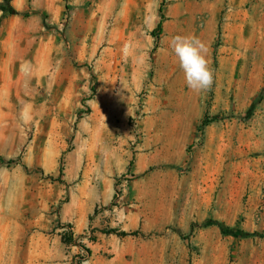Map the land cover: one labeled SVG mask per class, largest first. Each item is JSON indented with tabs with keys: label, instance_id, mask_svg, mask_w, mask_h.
Returning <instances> with one entry per match:
<instances>
[{
	"label": "rangeland",
	"instance_id": "rangeland-1",
	"mask_svg": "<svg viewBox=\"0 0 264 264\" xmlns=\"http://www.w3.org/2000/svg\"><path fill=\"white\" fill-rule=\"evenodd\" d=\"M263 233L264 0H0V264H264Z\"/></svg>",
	"mask_w": 264,
	"mask_h": 264
},
{
	"label": "clouds",
	"instance_id": "clouds-1",
	"mask_svg": "<svg viewBox=\"0 0 264 264\" xmlns=\"http://www.w3.org/2000/svg\"><path fill=\"white\" fill-rule=\"evenodd\" d=\"M170 47L184 75L186 86L197 92L206 91L213 82L203 45L193 37L175 36Z\"/></svg>",
	"mask_w": 264,
	"mask_h": 264
},
{
	"label": "trees",
	"instance_id": "trees-1",
	"mask_svg": "<svg viewBox=\"0 0 264 264\" xmlns=\"http://www.w3.org/2000/svg\"><path fill=\"white\" fill-rule=\"evenodd\" d=\"M158 11H159V13H161V8H159ZM162 18L163 17L161 16L160 17V20L157 22L156 27L154 28V30L152 31V33L161 29ZM201 124L204 125V120L201 121ZM218 226L220 227V229H221V231L223 233L232 232L229 228L223 227L219 223H218ZM101 232L102 233H105V234H112L113 233V234H117L118 236L137 235L138 234V231H135V230L134 231H131V232H125V231H119V230L113 229V228L105 229V230H102ZM261 236H264V233ZM85 250L88 252V249L85 248Z\"/></svg>",
	"mask_w": 264,
	"mask_h": 264
},
{
	"label": "crops",
	"instance_id": "crops-1",
	"mask_svg": "<svg viewBox=\"0 0 264 264\" xmlns=\"http://www.w3.org/2000/svg\"><path fill=\"white\" fill-rule=\"evenodd\" d=\"M215 14L216 13L211 14L210 15V18H209V21H208V28H209L210 34H213L214 28H217V22H216V16H215Z\"/></svg>",
	"mask_w": 264,
	"mask_h": 264
}]
</instances>
